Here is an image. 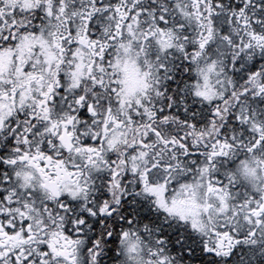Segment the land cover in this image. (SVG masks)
<instances>
[{"label":"snow or ice","instance_id":"obj_1","mask_svg":"<svg viewBox=\"0 0 264 264\" xmlns=\"http://www.w3.org/2000/svg\"><path fill=\"white\" fill-rule=\"evenodd\" d=\"M0 264H264V0H0Z\"/></svg>","mask_w":264,"mask_h":264}]
</instances>
